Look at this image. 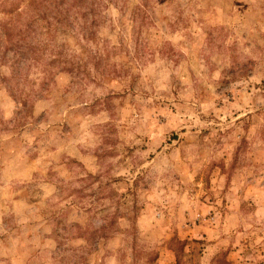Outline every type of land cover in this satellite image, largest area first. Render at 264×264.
I'll return each instance as SVG.
<instances>
[{
    "label": "rangeland",
    "instance_id": "obj_1",
    "mask_svg": "<svg viewBox=\"0 0 264 264\" xmlns=\"http://www.w3.org/2000/svg\"><path fill=\"white\" fill-rule=\"evenodd\" d=\"M93 2L0 0V264H264V0Z\"/></svg>",
    "mask_w": 264,
    "mask_h": 264
},
{
    "label": "trees",
    "instance_id": "obj_2",
    "mask_svg": "<svg viewBox=\"0 0 264 264\" xmlns=\"http://www.w3.org/2000/svg\"><path fill=\"white\" fill-rule=\"evenodd\" d=\"M39 3L41 4L40 12L36 17V23H40V27L47 32L50 29L57 33L64 32L70 30L72 26H77L80 31H83L82 38L88 39V37H84V34L91 37L94 33L91 30L98 26L99 11L95 13L93 10V0H39ZM5 34L9 39L12 37L9 30ZM12 48L14 53L25 58V51H22L21 45L16 43L14 47H11V50ZM49 57H51L50 65L58 64L61 66V71L71 72L72 67H67L70 62L65 58L62 59L61 56L55 54H49Z\"/></svg>",
    "mask_w": 264,
    "mask_h": 264
},
{
    "label": "crops",
    "instance_id": "obj_3",
    "mask_svg": "<svg viewBox=\"0 0 264 264\" xmlns=\"http://www.w3.org/2000/svg\"><path fill=\"white\" fill-rule=\"evenodd\" d=\"M239 253H240V251L239 250H235V248H234V250H231V252H230V259L235 262L234 264H239L238 263L239 261H237V258H239Z\"/></svg>",
    "mask_w": 264,
    "mask_h": 264
}]
</instances>
